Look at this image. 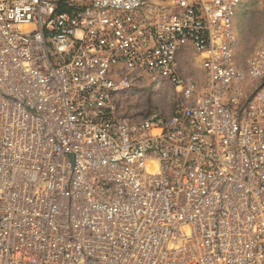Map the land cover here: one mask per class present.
<instances>
[{
  "label": "built area",
  "instance_id": "built-area-1",
  "mask_svg": "<svg viewBox=\"0 0 264 264\" xmlns=\"http://www.w3.org/2000/svg\"><path fill=\"white\" fill-rule=\"evenodd\" d=\"M243 1L0 0V264H264ZM142 82L173 88L169 114L123 111Z\"/></svg>",
  "mask_w": 264,
  "mask_h": 264
},
{
  "label": "rangeland",
  "instance_id": "rangeland-1",
  "mask_svg": "<svg viewBox=\"0 0 264 264\" xmlns=\"http://www.w3.org/2000/svg\"><path fill=\"white\" fill-rule=\"evenodd\" d=\"M237 47L236 58L242 66L246 65L248 58L258 46H264V0H245L238 7L236 14ZM193 64L188 73L193 76H201L202 70L196 64V54L189 50L182 55ZM264 85V78L254 86ZM176 94L172 87L163 86L155 89L147 83H139L138 86L124 94L122 104L123 111L134 119H141L150 111H159L169 114L172 110Z\"/></svg>",
  "mask_w": 264,
  "mask_h": 264
}]
</instances>
